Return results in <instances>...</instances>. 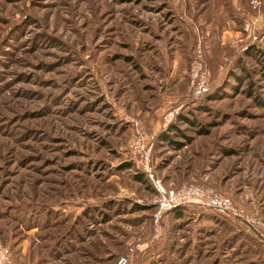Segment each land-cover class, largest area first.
<instances>
[{"label": "rangeland", "instance_id": "rangeland-1", "mask_svg": "<svg viewBox=\"0 0 264 264\" xmlns=\"http://www.w3.org/2000/svg\"><path fill=\"white\" fill-rule=\"evenodd\" d=\"M258 1L0 0V240L12 264H116L136 242L129 264H264ZM199 42L209 90L193 100ZM132 119L164 188L212 187L259 234L192 205L156 223Z\"/></svg>", "mask_w": 264, "mask_h": 264}, {"label": "built area", "instance_id": "built-area-1", "mask_svg": "<svg viewBox=\"0 0 264 264\" xmlns=\"http://www.w3.org/2000/svg\"><path fill=\"white\" fill-rule=\"evenodd\" d=\"M254 7L259 4L258 0H251ZM257 20L248 18L244 21L243 30L248 33L252 39H256L258 30ZM201 41V39L199 38ZM189 96L190 99H199L204 96L209 90V71L202 57V49L200 42L197 45L195 55L191 59L189 65ZM181 104L169 108L163 114L162 124L166 127L177 115ZM132 138L130 141L131 158L136 162L137 167L141 172L149 178L156 191V211L155 222H161L163 215L180 206L195 205L203 208H208L219 213H223L238 221V223L247 227L250 230L258 232L252 219L244 216V214L236 209L231 199L212 187L203 184L184 183L176 188H164L160 180L155 176L152 166L151 149L152 141L146 139V133L142 124L137 119L131 120ZM143 248L141 242H136L130 247L129 253L118 259L116 264H129L130 257L137 251ZM0 264H12L11 253L7 246L0 240Z\"/></svg>", "mask_w": 264, "mask_h": 264}, {"label": "trees", "instance_id": "trees-1", "mask_svg": "<svg viewBox=\"0 0 264 264\" xmlns=\"http://www.w3.org/2000/svg\"><path fill=\"white\" fill-rule=\"evenodd\" d=\"M180 117V116H179ZM144 175V174H143ZM145 176V175H144ZM136 177H138V176H136ZM192 206H195V205H192ZM183 206H181V207H176V208H174V209H172V210H177V209H179V208H182ZM198 207H200V206H198Z\"/></svg>", "mask_w": 264, "mask_h": 264}]
</instances>
